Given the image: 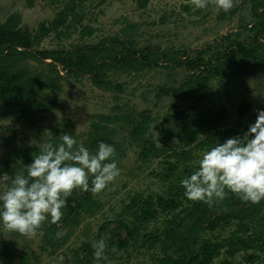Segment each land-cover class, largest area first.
<instances>
[{
	"label": "rangeland",
	"instance_id": "obj_1",
	"mask_svg": "<svg viewBox=\"0 0 264 264\" xmlns=\"http://www.w3.org/2000/svg\"><path fill=\"white\" fill-rule=\"evenodd\" d=\"M240 1L234 0V7L240 5V8L233 13L232 9L218 10L211 3L206 9H194L191 0H148L143 8L138 6L137 0H75L79 22L73 23L68 17V27L62 26L61 36L49 32L42 38L40 47L93 43L106 35L122 34V30L131 25L140 47L150 44L162 49L192 51L239 28L240 39L253 34L246 28L255 19L251 0ZM65 3L66 0H0V19L18 13L21 26L35 30L43 22L48 26ZM83 26L91 27L92 32L81 36ZM261 54L264 57V46ZM186 74L184 67H151L133 74L114 70L110 76L116 82H123L126 88L118 98L116 91L98 89L86 77H70L62 81L61 91L43 90L28 99L35 102L56 98L61 103L60 108L20 117L12 109L0 111V175L5 172L12 175L16 171L26 174L25 166L32 163L33 153H38L46 143L59 144L50 140L55 128L60 134H71L78 144L93 153L99 143L93 147L89 144L95 133H99L108 140L105 143L114 146L115 161L120 169L116 180L95 197L74 191L62 209V219L52 224L49 216L43 235L29 239L15 232H0V264H95L93 243L99 236L114 242L118 236L125 235L120 219L130 202L165 194L172 187L162 178L167 162L178 160V171L184 166H198L206 150L195 146V138L188 140L186 132L194 114L208 111L216 115L225 108L215 129L208 128L197 135V139H218L223 129L238 120L237 109L243 99L250 104V111L242 118L241 130L247 132L255 123L257 111L264 110V59L253 68L247 67L242 74L210 80L200 88L196 102L184 95L155 96L159 85L177 84ZM169 106L174 113L183 110L188 117L177 118ZM143 110L149 116L143 134L158 148L146 161L138 156L140 147L130 139L132 121ZM164 129L169 130L167 138L163 137ZM3 189L4 185L0 184V192ZM161 219L162 215L153 220L149 229L159 226ZM233 227L221 229L216 235H225ZM57 232L62 233L59 239L55 238ZM113 247L116 248L109 246L105 253L107 259L100 264H152L159 254L157 246L130 244L115 253L111 251ZM243 254L238 253L234 262L242 261ZM223 258L221 255L214 264Z\"/></svg>",
	"mask_w": 264,
	"mask_h": 264
},
{
	"label": "trees",
	"instance_id": "obj_2",
	"mask_svg": "<svg viewBox=\"0 0 264 264\" xmlns=\"http://www.w3.org/2000/svg\"><path fill=\"white\" fill-rule=\"evenodd\" d=\"M74 1L66 0L48 26L43 22L35 30L21 26L18 13L0 19V111L12 109L20 117L60 108L61 103L56 98L35 102L28 99L43 90L61 91L62 81L70 77H86L98 89L116 91L118 98L126 88L123 82H116L110 76L114 70L133 74L151 67H184L187 70L186 76L177 84L159 85L155 93L157 98L184 95L196 102L200 88L210 80L242 74L247 67L253 68L264 59L261 54L264 46V0H251L255 19L246 28L253 32L252 35L240 39L239 28L192 51L162 49L150 44L140 47L131 25L124 28L122 34L106 35L93 43L40 47L42 38L49 32L61 36L62 26L68 27V17L73 23L79 22ZM147 2L137 0L140 8ZM239 8L240 5L233 7L232 12ZM91 32V27L83 26L79 33L84 36ZM249 111L250 104L243 99L237 109L238 120L223 129L218 139H197V135L208 128L215 129L225 108L222 107L216 115L208 111L194 114L187 123V138L191 141L195 138V146L209 150L228 138L242 137L245 133L241 130L242 118ZM173 114L180 119L188 117L183 110ZM148 124L149 116L143 110L130 128V139L140 147L138 156L143 161L158 152L153 141L143 134ZM168 133L169 130L164 129L163 137L167 138ZM60 135L55 128L51 142L60 143ZM107 141L95 133L89 145L93 147ZM15 156L21 157L19 154ZM197 167L184 166L182 171H178V160L167 162L162 178L172 187L165 194L133 199L120 219L125 235L118 236L114 242L105 237L107 250L111 245H115L118 251L127 249L130 244L149 248L157 246L159 254L152 264H214L221 255L224 258L217 264H264V200L259 204L245 203L235 194L228 193L225 199L215 202L211 208L204 202L191 201L184 195L181 180L190 176ZM161 215L160 225L149 229L150 223ZM232 226L225 235H216L221 229ZM242 252V261L234 262V257Z\"/></svg>",
	"mask_w": 264,
	"mask_h": 264
},
{
	"label": "clouds",
	"instance_id": "obj_3",
	"mask_svg": "<svg viewBox=\"0 0 264 264\" xmlns=\"http://www.w3.org/2000/svg\"><path fill=\"white\" fill-rule=\"evenodd\" d=\"M194 9H206L211 3L228 12L234 0H191ZM197 18V17H194ZM60 143L44 144L33 153L25 171L0 175V232H15L29 239L43 235L49 216L51 223L63 217L62 209L74 191L91 193L105 190L120 175L113 145L100 142L93 153L67 133ZM184 195L191 201L204 202L210 208L235 194L243 202L259 204L264 200V110L257 111L254 124L241 136L228 138L202 154L198 167L181 180ZM227 190V191H226ZM62 233H55L61 238ZM95 264L106 260L104 238L92 245ZM112 252H118L113 247Z\"/></svg>",
	"mask_w": 264,
	"mask_h": 264
}]
</instances>
